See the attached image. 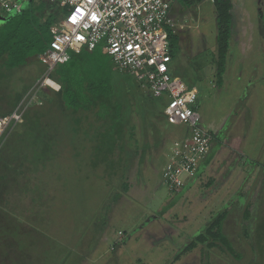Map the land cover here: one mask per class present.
<instances>
[{"label":"rangeland","instance_id":"374dc122","mask_svg":"<svg viewBox=\"0 0 264 264\" xmlns=\"http://www.w3.org/2000/svg\"><path fill=\"white\" fill-rule=\"evenodd\" d=\"M181 1L192 4L170 3L180 40L171 75L195 91L201 127L221 150L202 177L178 193L164 185L162 171L174 142L189 130L168 124L167 99L153 98L116 70L103 43L95 54L111 62L113 111L74 113L40 88L43 66L36 59L15 70L0 59V118L24 101L34 103L0 133V160L9 158L0 164V208L14 226L0 221V231L9 230L0 243L17 245V264H264V97L251 95L256 88L250 84L264 78V0H231L232 33L219 87L213 5ZM48 8L63 12L55 2ZM5 19L0 13V24ZM111 118L125 123L123 140L113 155L98 156L96 137L109 130ZM211 166L220 178L209 184ZM224 210L225 235L239 260L218 249L206 259L201 246L181 251Z\"/></svg>","mask_w":264,"mask_h":264},{"label":"built area","instance_id":"2783aa9c","mask_svg":"<svg viewBox=\"0 0 264 264\" xmlns=\"http://www.w3.org/2000/svg\"><path fill=\"white\" fill-rule=\"evenodd\" d=\"M28 1L31 0H0V12L19 13ZM41 1L55 2L63 12L50 28L52 40L48 49L38 57L45 68L38 81L40 88L58 92L60 86L49 74L70 59L69 51L91 52L103 43L116 70L129 73L153 98L167 99L164 116L168 124L189 130L174 142L162 171L168 190L181 192L196 178L210 152L213 136L201 127V117L194 108L195 91L171 75L168 31L175 24L170 17L169 0ZM18 113L15 110L0 118V133L19 120Z\"/></svg>","mask_w":264,"mask_h":264},{"label":"trees","instance_id":"16d2710c","mask_svg":"<svg viewBox=\"0 0 264 264\" xmlns=\"http://www.w3.org/2000/svg\"><path fill=\"white\" fill-rule=\"evenodd\" d=\"M178 3L185 7L192 4L181 0ZM49 4L50 2L41 0L38 2L34 0L28 1L19 13L7 14L5 21L0 24V59H3L4 66L8 70L22 68L27 65L30 59H36L40 63L38 57L48 49L52 40L50 28L60 13L56 14V11L59 10L49 9ZM212 5L216 15L215 79L216 84L220 86L225 74L226 59L232 33L231 11L233 5L231 0H213ZM261 32L264 35V23ZM168 41L169 52L172 59H174L179 51V38L172 30L168 31ZM95 51L96 49L91 53L86 50L78 53L71 52L70 59L64 64L57 65L49 74V78L60 85L58 92L50 91L56 93L64 107L74 113L78 110L92 112L91 110L97 109L102 111L104 107H108L113 111L117 108V102H114L115 87L112 84V78H110L111 62L108 64L98 59ZM44 72L45 68L43 66L42 75ZM39 103L41 104L40 101ZM25 105L27 104L24 101L23 105L17 109V112L23 110L21 112L22 116L28 106L34 105V103L31 102L27 106ZM98 121L101 125L104 123L107 127L108 121L106 123V119L102 120L98 117ZM124 128L125 123L122 125L121 121L111 118L110 131L106 128L105 133L98 134L96 137L99 139L95 146L96 154L98 156H106V153L113 155L115 148L123 140ZM7 160H0V164L6 163ZM100 160L102 161L103 159L101 158ZM19 172L15 174L16 177L20 176L21 173ZM5 184L3 187H5ZM0 214H2V220L0 221L11 225L8 213L0 208ZM250 214L249 208H246L243 215L245 223L249 221ZM226 219L227 213L225 210L212 216L205 223L201 232L194 236L190 240L189 245L181 251L186 253L197 246H201L203 257L206 259H208L211 250L218 249L239 260L240 255L235 252L232 242L225 235L224 225ZM8 232L9 230L7 232L1 230L0 234H8ZM3 245V242H1L0 253L3 256L0 257V264H17L15 260L21 259L15 254L14 249L17 245L13 241H6L5 245ZM184 252L181 253L183 254ZM10 255L11 257H9ZM179 257L180 254H177L174 260H178ZM45 260L47 262V258ZM23 262L24 264H29L26 260H23Z\"/></svg>","mask_w":264,"mask_h":264},{"label":"crops","instance_id":"0c3cea01","mask_svg":"<svg viewBox=\"0 0 264 264\" xmlns=\"http://www.w3.org/2000/svg\"><path fill=\"white\" fill-rule=\"evenodd\" d=\"M177 3V2H176ZM173 11H175V9L174 8H172V6H171V10H170V17L173 19V21H174V24H175V19H174V16H173V14H174V12ZM214 13H215V11H214ZM215 18H216V15H215ZM181 27V26H180ZM175 28V27H174ZM173 28V29H174ZM172 32H174L173 30H172ZM177 35V34H176ZM178 36V35H177ZM264 37V36H263ZM179 38V37H178ZM180 41V40H179ZM84 50V49H83ZM82 51V50H81ZM71 52H73V51H69V55H70V53ZM87 52H89V51H87ZM92 52V51H91ZM90 52V53H91ZM74 53H78V52H74ZM106 53V52H105ZM216 56V55H215ZM215 59H216V57H215ZM173 60L174 59H172V62H173ZM226 63H227V59H226ZM226 67V66H225ZM170 68H171V73L173 74V68L170 66ZM51 79V78H50ZM224 79V78H223ZM52 80V79H51ZM255 79L254 78H252V81H250V84L252 85V87L253 88H256V90H254L253 91V93L251 94V95H253V96H255V95H258V96H260V95H262V97H264V86L263 85H259L258 86V83L260 84L261 82L262 83H264V78L263 79H261V78H258V81H254ZM55 82V81H54ZM183 82V81H182ZM223 82V81H222ZM56 83V82H55ZM184 83V82H183ZM185 84V83H184ZM215 84H216V79H215ZM186 85V84H185ZM217 85V84H216ZM60 86V85H59ZM187 86V85H186ZM218 86V85H217ZM188 87V86H187ZM219 87V86H218ZM189 88V87H188ZM47 89V88H46ZM47 90H51V89H47ZM55 92H57V91H55ZM256 97V96H255ZM254 97V98H255ZM253 98V99H254ZM194 108L196 109V105L194 104ZM254 111V110H253ZM255 112V111H254ZM254 112H253V114H254ZM213 139H214V137H213ZM214 141V140H213ZM220 145L222 144H224L223 142L222 143H219ZM219 146V145H218ZM212 145H211V149H210V152H209V154L207 155V157L204 159V161L202 162V164H201V167H200V169H199V172H198V174H197V176H196V178L194 179V180H192V181H189L188 183H187V185L186 186H189V185H192L198 178L200 179L201 177H202V174H203V172H204V170L205 169H207V167H208V165H210V162L213 160V159H215V157H216V155L219 153V151L221 150V148H219V147H217V146H215V147H213V149H212ZM212 167V166H211ZM211 170V172H210V175L208 176V178L207 179H209V184H210V182H212L213 181V179H212V177H214L216 180H218L220 177L216 174V176L214 175V173H215V170L213 169V167L210 169ZM216 180L213 182V184H215V182H216ZM208 186H211V185H208ZM249 188V187H248ZM259 188H260V186H259ZM256 188H255V184H254V187H253V191L256 193L257 192V190H255ZM183 191H184V189H183ZM247 208H249V207H247ZM251 215V214H250Z\"/></svg>","mask_w":264,"mask_h":264},{"label":"flooded vegetation","instance_id":"af4514ba","mask_svg":"<svg viewBox=\"0 0 264 264\" xmlns=\"http://www.w3.org/2000/svg\"><path fill=\"white\" fill-rule=\"evenodd\" d=\"M170 1V3H175V2H179V0H169Z\"/></svg>","mask_w":264,"mask_h":264},{"label":"clouds","instance_id":"9594fccd","mask_svg":"<svg viewBox=\"0 0 264 264\" xmlns=\"http://www.w3.org/2000/svg\"><path fill=\"white\" fill-rule=\"evenodd\" d=\"M170 2V1H169ZM17 110V109H16Z\"/></svg>","mask_w":264,"mask_h":264}]
</instances>
